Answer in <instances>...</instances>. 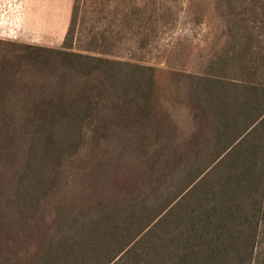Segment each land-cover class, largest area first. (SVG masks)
<instances>
[{
	"label": "trees",
	"instance_id": "16d2710c",
	"mask_svg": "<svg viewBox=\"0 0 264 264\" xmlns=\"http://www.w3.org/2000/svg\"><path fill=\"white\" fill-rule=\"evenodd\" d=\"M78 10L61 47L0 57V264H264V38L157 75L105 34L74 49Z\"/></svg>",
	"mask_w": 264,
	"mask_h": 264
},
{
	"label": "rangeland",
	"instance_id": "374dc122",
	"mask_svg": "<svg viewBox=\"0 0 264 264\" xmlns=\"http://www.w3.org/2000/svg\"><path fill=\"white\" fill-rule=\"evenodd\" d=\"M117 1V10L129 23L123 16L116 17L119 12L113 11L112 5ZM148 1L79 0L74 49L88 48L92 37L105 34L109 41L105 53L110 58L141 62L154 68L157 75L169 68L198 74L218 64H209L212 54L220 57L233 46L224 31L240 26L248 28L255 40L264 38V22L254 15L256 4L264 0H236L229 8L226 0ZM72 4L73 0H0V57L14 55L17 45L61 47ZM143 93L144 88H139L137 96ZM144 107L139 104L135 109L138 123L145 122L141 117ZM132 117L127 114L125 118ZM142 136L134 134L136 139ZM173 137L169 133L162 140L175 144ZM191 138L192 133L180 142Z\"/></svg>",
	"mask_w": 264,
	"mask_h": 264
}]
</instances>
